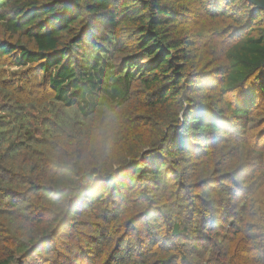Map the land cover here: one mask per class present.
<instances>
[{
  "label": "trees",
  "instance_id": "trees-1",
  "mask_svg": "<svg viewBox=\"0 0 264 264\" xmlns=\"http://www.w3.org/2000/svg\"><path fill=\"white\" fill-rule=\"evenodd\" d=\"M182 1L0 0V264H264V14Z\"/></svg>",
  "mask_w": 264,
  "mask_h": 264
},
{
  "label": "rangeland",
  "instance_id": "rangeland-1",
  "mask_svg": "<svg viewBox=\"0 0 264 264\" xmlns=\"http://www.w3.org/2000/svg\"><path fill=\"white\" fill-rule=\"evenodd\" d=\"M1 2H0V4H1ZM181 2H183V1L180 0V2L177 4H180ZM180 30H181L182 34H185L188 36H193L197 32L195 27H191L189 25L181 27ZM204 47H208V46L204 45ZM207 50H209V47ZM209 56H210V52H206L203 56V59L208 58ZM135 101H136V99L135 100L133 99V101H131L129 104H132V106H134V108H135V111L137 112L138 107L136 106ZM129 104H127V105H129ZM132 116H134V115L133 114H130L129 116L123 115V117H122L123 118V125H124L123 129L127 130L126 131V134H127L126 135V137H127L126 141L131 142V144H130L131 146H129L128 148L133 149L135 147V144H138V146L141 148V150H146V149H148V147L151 143L150 137L152 135H154V131L152 129H150L148 126L143 125L142 127H140V123L138 122V120L134 123L131 122L133 119ZM125 124H127L128 126H126ZM95 135L96 136H95L94 140H92L89 144L82 146L81 148H82L85 155H87L88 153L91 152L90 157L87 158L86 160H93L94 162L98 163L100 160L102 161L103 158L106 159L105 158L106 151L104 152L103 147L101 146V145H103V142L101 140V136L97 135V134H95ZM108 158L110 160L114 161V160H116V155H110L108 153ZM114 164H116V163H114ZM85 166L87 168L86 163H85ZM93 166L94 165H92L91 168ZM218 255L219 254H217V256Z\"/></svg>",
  "mask_w": 264,
  "mask_h": 264
},
{
  "label": "water",
  "instance_id": "water-1",
  "mask_svg": "<svg viewBox=\"0 0 264 264\" xmlns=\"http://www.w3.org/2000/svg\"><path fill=\"white\" fill-rule=\"evenodd\" d=\"M252 4H254L257 8L262 9L264 14V0H249Z\"/></svg>",
  "mask_w": 264,
  "mask_h": 264
},
{
  "label": "clouds",
  "instance_id": "clouds-1",
  "mask_svg": "<svg viewBox=\"0 0 264 264\" xmlns=\"http://www.w3.org/2000/svg\"><path fill=\"white\" fill-rule=\"evenodd\" d=\"M102 135V133H100ZM102 146V145H101Z\"/></svg>",
  "mask_w": 264,
  "mask_h": 264
}]
</instances>
